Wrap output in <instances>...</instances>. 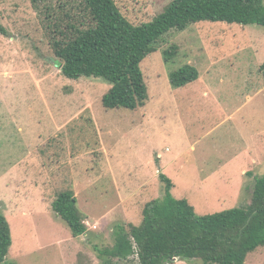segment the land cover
I'll return each instance as SVG.
<instances>
[{
	"label": "rangeland",
	"instance_id": "1",
	"mask_svg": "<svg viewBox=\"0 0 264 264\" xmlns=\"http://www.w3.org/2000/svg\"><path fill=\"white\" fill-rule=\"evenodd\" d=\"M63 1L0 0V212L11 226L8 259L104 264L96 249L115 242V226L140 223L146 203L164 199L161 174L198 215L247 206L264 175V26L201 21L169 31L141 64L146 105L106 109L102 99L112 83L66 77L50 47L47 16ZM116 1L142 24L171 0ZM173 44L179 50L168 62ZM187 63L199 78L177 91L169 74ZM68 189L88 227L83 235H73L53 209ZM245 264H264V246Z\"/></svg>",
	"mask_w": 264,
	"mask_h": 264
},
{
	"label": "trees",
	"instance_id": "2",
	"mask_svg": "<svg viewBox=\"0 0 264 264\" xmlns=\"http://www.w3.org/2000/svg\"><path fill=\"white\" fill-rule=\"evenodd\" d=\"M58 9L47 16L49 44L57 63L68 78L109 80L112 86L102 99L106 109L139 110L146 105L149 84L141 64L169 31H182L201 21L264 26L263 0H171L163 12L142 24L131 22L116 0H65ZM60 13L62 19L58 21ZM0 31L6 32L2 25ZM178 50V44L171 45L166 61ZM199 75L198 68L187 63L172 70L169 77L172 87L180 88ZM161 176L166 185L164 199L147 202L140 223L115 226V242L103 249L97 247L104 264L132 257L137 264H166L175 259L245 264L251 252L264 246V175L250 188L247 206L203 215H198L186 198L174 197L172 179ZM53 209L68 223L73 235L87 232L74 190L59 193ZM12 243L10 222L0 212V264H16L8 259Z\"/></svg>",
	"mask_w": 264,
	"mask_h": 264
},
{
	"label": "crops",
	"instance_id": "3",
	"mask_svg": "<svg viewBox=\"0 0 264 264\" xmlns=\"http://www.w3.org/2000/svg\"><path fill=\"white\" fill-rule=\"evenodd\" d=\"M187 85H188V84H187ZM187 85H185V86H183V87H180V88H177V89H175V90L178 91V90H180V89L186 87ZM182 94H183L182 91H180V93H176V96H177L176 102H177V104H178V98H179V97L181 98V97H182ZM176 96H175V97H176ZM177 106H178V105H177ZM259 133H260V134H259L260 138L263 139V137H264L263 129H261V130L259 131ZM251 151H253V150H252L251 148H249V150L246 152V154H247V155H250ZM256 157H257V156H256ZM258 160H259V159H258V157H257L256 160L254 159L253 161H254L255 163H257Z\"/></svg>",
	"mask_w": 264,
	"mask_h": 264
},
{
	"label": "water",
	"instance_id": "4",
	"mask_svg": "<svg viewBox=\"0 0 264 264\" xmlns=\"http://www.w3.org/2000/svg\"><path fill=\"white\" fill-rule=\"evenodd\" d=\"M176 260V259H175Z\"/></svg>",
	"mask_w": 264,
	"mask_h": 264
}]
</instances>
